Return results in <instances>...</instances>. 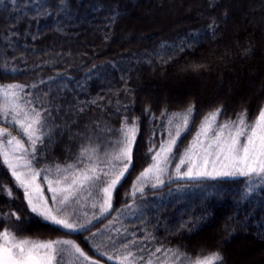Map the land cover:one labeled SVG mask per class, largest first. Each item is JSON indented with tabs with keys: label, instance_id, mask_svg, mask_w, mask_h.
<instances>
[{
	"label": "trees",
	"instance_id": "1",
	"mask_svg": "<svg viewBox=\"0 0 264 264\" xmlns=\"http://www.w3.org/2000/svg\"><path fill=\"white\" fill-rule=\"evenodd\" d=\"M146 5L157 16L149 19ZM172 10L177 14H166ZM13 84L23 86L21 103L31 100L29 107L46 117L51 112L39 169L91 163L80 157L82 147L98 148L99 159L107 161L123 121L139 129L132 167L114 190L111 212L73 233L32 216L20 224L34 238L73 240L104 264H120L121 245L132 240L143 242L138 247L178 251L180 264H187L185 256L194 260L215 251L222 264H232L243 238L264 246V201L253 193L251 203H237L243 177L173 181L162 189L146 187L143 198L130 194L152 163L149 148L168 138L172 114L194 106L175 155L190 146L215 109L223 110L220 123L241 111L252 120L264 108V0H4L0 88ZM242 95L246 100L239 104ZM0 127L18 135L2 118ZM0 185L12 190L17 213L25 218L23 192L1 161ZM7 206L0 193V215ZM111 222L115 231L93 241L94 231ZM148 234L155 239H145ZM164 258V252L152 257L155 264Z\"/></svg>",
	"mask_w": 264,
	"mask_h": 264
},
{
	"label": "snow or ice",
	"instance_id": "2",
	"mask_svg": "<svg viewBox=\"0 0 264 264\" xmlns=\"http://www.w3.org/2000/svg\"><path fill=\"white\" fill-rule=\"evenodd\" d=\"M3 3L4 0H0V4ZM11 3H17V0H11ZM22 91L23 86L15 84L0 88V100L3 101L0 106V118L18 129V135H14L9 128L0 127L2 166L10 172L15 187L23 192L32 213L68 232L81 231L89 221L80 225L71 222L73 209L69 205L79 202L81 197L78 194L86 192L90 196L92 189H96L101 195V200L94 201L92 207H99L101 215L111 212L113 191L132 164L138 125L135 122L129 124L127 119L123 121V127L119 129V134L113 142L114 150L106 153L109 156L105 162L107 171L97 163L99 149L96 147H82L80 157H87L91 161L82 168H77L75 164L64 168L57 165V176L54 179L45 176L48 191L52 193L51 197H45L37 179L42 171L48 173L51 169L37 167V154L42 155L45 150V135L51 129V112L49 110L46 117L40 109L29 107L33 104L31 100L21 103ZM193 110L194 106H189L185 113H174L168 119V138L160 143L158 149L149 148L152 163L136 178L131 196L135 198L139 193L143 198L146 187L162 189L166 183L171 186L173 181L243 177L244 188L237 203H251L253 193L256 199L264 201V196L261 195L264 193V108H261L252 120L247 118L246 111H241L235 120H225L218 125L216 121L223 110L215 109L204 118L191 145L174 155L177 140L182 131H187ZM177 120L179 123L174 124ZM172 126L175 127V132L172 131ZM22 137L27 138L28 146ZM47 142L51 143L50 135ZM173 160L176 161L175 164L172 163ZM114 161L116 163H113ZM169 169H173L174 174H171ZM61 173L63 175H60ZM0 193L7 198H15L12 190L3 185H0ZM49 199L57 204L55 209L49 205ZM15 219L19 220L20 217L16 216ZM145 239L151 241L155 237L148 234ZM141 243L143 242L136 240L123 243L120 264H155L152 257L160 252L165 253L161 264H180L181 254L178 251L138 247ZM69 250H74L79 255L81 264L90 260L72 240L33 241L20 235L18 225L7 222L0 224V264H69L66 259ZM145 252L147 255H142ZM108 259L113 257L109 256ZM184 260L187 264H222L223 257L219 251H215L194 260L185 256ZM91 264L97 262L92 261Z\"/></svg>",
	"mask_w": 264,
	"mask_h": 264
},
{
	"label": "rangeland",
	"instance_id": "3",
	"mask_svg": "<svg viewBox=\"0 0 264 264\" xmlns=\"http://www.w3.org/2000/svg\"><path fill=\"white\" fill-rule=\"evenodd\" d=\"M139 1H141V0H139ZM146 6H147L146 8H148V12L146 10L145 11V15L149 19L153 18L154 16H157L156 15L157 12H156L155 7H151L150 5H146ZM166 14L167 15L168 14H170V15L174 14L175 15L177 13L172 10L170 12L167 11ZM151 24L152 23H150L149 28L152 27ZM155 27L158 28V26L155 25L151 29H153V28L155 29ZM142 32H145V31L142 30ZM136 35L137 34H133L134 37ZM250 85H251V83H250ZM245 98H246L245 95H242L241 98L238 100V103L240 104V102H245V100H246ZM2 103H3V101H2ZM216 124L218 125L219 123L216 122ZM211 134L212 133L210 132L209 135H211ZM132 154H133V151H132ZM0 161L2 162V158H0ZM105 162L106 161L101 160V159H99L97 161V163H99V167L104 169L105 171H107L108 168H107V164ZM113 163H116V162H113ZM175 163H176V161H175ZM87 164H89V163H87ZM87 164H85V165H87ZM84 166H82V167H84ZM82 167H80V168H82ZM46 168L47 169H51V171L48 172V173H45V172L42 171L41 172L42 174L37 179V183L40 184V186L42 187L43 195L45 197H51L52 193L48 191L47 180L45 179V176L47 175V177L49 179H54L57 176V173H56V168L44 167V168H41V169H46ZM130 168H129V170H130ZM169 172L174 174V170L169 169ZM60 175H63V174L61 173ZM237 178H242V177H237ZM102 179H104V177H102ZM113 194H114V191H113ZM113 194H112V200H113ZM78 195H80V197H81L79 202L78 203L77 202H73V203H71L69 205V207L71 209H73V214L71 216V222L76 223L77 225H80V224H85V221H89V223L85 224L84 229L81 230V231H84V230L90 228L91 226H93L96 222H98L102 217H104L106 215H101L100 214L99 207H96V208L92 207V203L94 201L95 202H99L101 200V195H99L97 193L96 189H92V192H91L90 196L87 195L86 192L80 193ZM23 198H24V196H23ZM7 200H8V206H7L6 209H8V210H6L3 214L0 215V224H4L5 222H7V223H10V224L18 225L19 229H20V235L22 237H24V238L29 239V240H33V241H49V240L55 241V240H52V238L48 239V237H35L34 238L28 232H26L24 225L20 224L22 221H26V222L30 223V221L32 220L31 219L32 216H36L38 219H41L36 214L31 212V210H30V208H29V206H28V204H27L25 199L22 202V199L18 198V201H21L22 204H25L27 210L29 211V214L25 218L22 217L20 212L17 213L18 209L15 208L16 207L15 200L10 199V198H7ZM48 203L53 209H55L57 207V204L53 203V201L51 199L48 200ZM111 204H112V201H111ZM13 213L15 214L14 216L12 215ZM16 216H19L20 219L16 220L15 219ZM44 222H46V221H44ZM35 223L36 222H33V224H35ZM47 223H50V222H47ZM22 227H24V228H22ZM56 227L59 230L63 229L60 226H56ZM115 227H116L115 223L111 222V223H108V225H106V227H103L101 229L95 230L94 233L92 234L93 241L102 242L103 239L108 237L107 232L110 231V233H112L113 231H115ZM63 230L68 231L66 229H63ZM81 231H76V232H81ZM57 240H70V239H66V238L62 239L61 238V239H57ZM74 243L77 245L76 242H74ZM254 243L249 241V240H247V239H245V238L239 239V241H238L239 246L238 245H236V247L234 246L235 249L237 248V251H236V255L233 257L232 264H264V246L259 247L258 245L254 244ZM86 255L90 258V260L89 261H85L84 264H91L92 261L97 262V264H104V263H102L99 260L93 259L90 255H88V254H86ZM66 259L69 260V264H81V260L79 258V255L77 253H75L74 250H69V252L66 254Z\"/></svg>",
	"mask_w": 264,
	"mask_h": 264
}]
</instances>
